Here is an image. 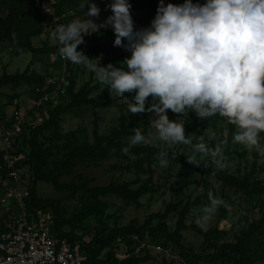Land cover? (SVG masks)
Instances as JSON below:
<instances>
[{
	"label": "trees",
	"instance_id": "16d2710c",
	"mask_svg": "<svg viewBox=\"0 0 264 264\" xmlns=\"http://www.w3.org/2000/svg\"><path fill=\"white\" fill-rule=\"evenodd\" d=\"M102 7V10L111 15V9L106 7L111 0H95ZM160 0H130L132 4L131 12L134 13L144 7H148L151 19L156 15ZM180 4L184 0H165ZM194 3H204L205 0H193ZM83 0H59L58 14H68L63 23L71 22L74 17L71 12L83 15L89 5H85V10L81 7ZM0 45L4 42H11L17 50V54L25 51L34 54H55L59 59V44H44L37 47L34 39L40 37L46 29V23L50 16L40 12L34 0H0ZM151 24L136 25L137 28L147 27ZM115 33L111 27L101 29L100 33H93L85 36V43L78 46V49L85 51L90 57L103 54V57L113 62L120 56L118 49L120 46L114 45ZM48 62L47 76L55 74L61 70L62 61L55 63ZM78 65L69 64V77L71 84L65 93H58L41 107L29 110V115L36 122V125L27 121L20 137H18L21 148L19 152L24 154L23 165H29L30 172V206L51 210L55 218V231L59 234L78 237L83 241V248L87 254L85 264H143L161 255L160 264H261L264 262V214L254 219L246 228L233 229L232 240H225L227 230L220 229L219 226L208 231H201L206 243L213 247L212 251L207 248L200 252L195 251L184 243V231L193 227L187 223L193 208L201 205L203 199L197 197L187 201L179 200L170 202L163 211L153 212L148 219L141 224L138 220H132L128 225H115L111 227L107 220V203L102 197L117 195L127 200L129 205L141 207V198L157 190L158 183L154 179L155 170L153 161L159 157V152L165 145L140 144L132 146L129 153L125 154L122 149L128 146L129 138L135 134L134 129L139 128L143 134L151 125L155 118L154 113L134 114L128 118L123 113L118 125L113 127L108 133H100L98 123L94 131V140L89 142L87 134L82 130L63 131V121L65 116L82 108L102 107L110 97L111 90L107 86L98 96H92L93 91L99 86H92L90 83L84 84L76 90ZM53 69V70H52ZM30 64L23 72L0 74V88L12 85L17 88L25 83L32 88L34 99L39 98L45 89L46 75L35 74ZM39 89V90H38ZM53 90V87L48 88ZM129 98L134 96V92L125 93ZM19 94L12 97L18 98ZM147 107V105H146ZM17 109H19L17 105ZM2 110V109H1ZM170 119L179 120L178 114L168 110ZM178 116V117H177ZM2 113L0 112V119ZM227 120L224 117L210 118L201 121L196 117L195 112H190V118L185 122L186 135L189 137L195 130L200 134L210 128L211 125ZM8 121L5 127L10 125ZM236 128L230 124V133ZM264 137V133H261ZM264 143V140L261 141ZM256 151L255 149H253ZM169 160L180 164V174L192 176L196 173L207 178H214L219 181L223 189L229 188L235 193H240L249 198L258 197L264 207V180L262 178H250L239 173H233L225 168H218L211 158L202 160L199 166L190 164L181 150L176 145L173 149H168ZM2 149L0 150V165L2 164ZM199 155V154H197ZM200 156V155H199ZM112 157H119L125 161V165H114L115 168H125L138 175L134 182H110L106 185L92 186L91 179L79 176V180L62 182L61 178L72 175L77 164L94 163L98 164ZM147 175L145 179H141ZM46 181L51 183L59 192L68 191L72 197L78 194L81 198V208L72 217L64 215L65 208L60 200L41 199L37 193V182ZM140 183L137 187L134 184ZM223 216L226 210L221 206ZM177 213V221L174 229L169 227L167 218L173 213ZM94 217L96 234L90 241H85L84 236L91 234V225L86 224V220ZM69 227V229H67ZM140 234L145 237L149 234L153 241L162 243L166 248L182 255L184 262L177 263L168 258L162 252L148 251L142 254H134V235ZM125 242L128 247L129 256L120 260L115 253L117 241Z\"/></svg>",
	"mask_w": 264,
	"mask_h": 264
},
{
	"label": "clouds",
	"instance_id": "9594fccd",
	"mask_svg": "<svg viewBox=\"0 0 264 264\" xmlns=\"http://www.w3.org/2000/svg\"><path fill=\"white\" fill-rule=\"evenodd\" d=\"M81 7L84 19L57 23L51 32L59 54L93 72L130 114L147 112L156 117L155 135L134 129L122 149L125 154L132 146L158 140L165 145L158 157L162 168L169 165L168 149L178 144L193 148V155L187 157L190 164L199 166V154L224 168L221 147L209 149L203 136L193 144L185 122L169 118L171 110L183 116L194 111L201 121L224 117L236 126L235 142L264 156V0H184L180 4L160 0L151 24L140 28L135 26L130 0H111L106 5L111 15L102 21L93 19L101 13L95 0H83ZM108 27L115 33L114 45L131 53L120 62L122 66L105 65L103 54L90 57L78 49L85 36ZM132 92L131 98L125 95ZM209 201L195 220L204 229L224 204L212 192Z\"/></svg>",
	"mask_w": 264,
	"mask_h": 264
},
{
	"label": "rangeland",
	"instance_id": "374dc122",
	"mask_svg": "<svg viewBox=\"0 0 264 264\" xmlns=\"http://www.w3.org/2000/svg\"><path fill=\"white\" fill-rule=\"evenodd\" d=\"M101 8V13L98 19L99 21L105 20L109 14L104 12ZM1 13V11H0ZM70 14V13H68ZM67 14V15H68ZM74 19H84L83 15H77L71 12ZM135 26L148 24L152 21L150 11L148 7H144L134 13H132ZM53 29L47 25L45 32L38 38L34 39V44L37 47H42L44 44H58L51 38V32ZM118 54L120 56L125 55L129 57L131 53L126 49L119 47ZM55 63H60V59L55 54H34L30 51L17 54V50L13 47L11 42H4L0 45V74L4 72L16 73L18 71L23 72L31 62L33 72L35 74H44L47 77L48 62L51 60ZM125 58H116L112 62L116 66H122L120 64ZM102 63L107 65L108 59L103 57ZM77 86L76 90H79L84 84L90 83L92 86H99L96 88L92 96H98L104 91L107 85L101 84L95 74L88 70L83 65H78L76 70ZM15 94H19V109L23 113H27L28 109L34 101V94L32 88L23 83L19 87L15 88L12 85H7L0 88V112L2 117L0 119V150L4 146L3 131L5 125L12 118L15 110L14 101L12 97ZM151 102V97L148 98ZM147 105V104H146ZM2 109V110H1ZM191 112V111H190ZM189 114H178L181 122H187L190 118ZM125 113L130 119L134 114H130L125 105L114 92L111 93L106 103L102 107L98 108H82L76 110L65 116L62 123L63 131L68 132L71 130H83L88 135L86 138L89 142L94 140V131L96 123H98L100 133H108L113 127L118 125L121 115ZM156 118V117H155ZM154 118V120H155ZM28 120L36 125V122L32 119L31 115L28 116ZM154 120L151 125L146 129V136H154L156 133L154 127ZM34 126V125H33ZM237 129L230 133V123L228 120L223 122L214 123L206 131L200 134L199 130H195L189 136L193 144L199 142V137H204V142L207 144L209 149H215L218 145L221 147L225 169L239 173L243 176H249L250 178H262L264 180V156L258 151L249 150L245 146L234 141V136ZM151 145H164L162 141L153 140ZM180 150L187 156L193 155V148L189 145L178 144ZM200 156L197 155V160L200 161ZM125 165V161L119 157H112L105 161H101L98 164L84 163L77 164L75 171L72 175H66L61 178L62 182H71L72 180H79V176L91 179L92 186H101L109 184L110 182H134L138 175L135 172L128 171L125 168H115L114 165ZM153 168L155 170L154 179L158 183L157 190L154 193H149L141 198V207L135 205H129L127 200L117 195H108L102 197L107 205V220L108 224L113 227L115 225H128L132 220H138L143 224L153 212L163 211L166 209L167 204L170 202H177L179 200L187 201L188 199H195L200 197L203 199V203L192 209L191 214L187 220L191 228L184 231L185 240L184 243L190 246L195 251L200 252L205 248L208 251H212L214 248L209 246L204 240V236L201 231H208L215 226H219L220 229L227 230L228 233L225 236V240H232L234 237L233 229L246 228L251 221L260 218L264 214V207L261 206L263 203L257 196L249 198L240 193H235L229 188L223 189L222 184L214 178H207L199 173L192 176H185L180 174V164H176L169 160L167 168H162L159 164V159L155 158L153 161ZM24 177L28 180L30 178L29 165L23 166ZM147 175H143L141 179H145ZM140 183L134 184L133 187H137ZM30 186V182H28ZM209 192H212L214 196L222 198L224 204L221 205L226 210V215L223 216L221 210H217L214 218L210 221L206 229L199 227L195 220L201 214L202 209L210 203ZM37 193L41 199H53L60 200L62 202L64 215L72 217L74 214L79 212L81 208V198L79 194L76 197H72L70 192L64 191L59 192L55 187L46 181L37 182ZM264 205V204H263ZM6 205L2 203V194L0 193V222L5 218ZM177 213L173 212L168 218L167 222L171 229L175 228L177 221ZM87 225H91V234L85 235L86 241H90L96 234L95 225L96 220L94 217H90L86 220ZM69 229V227H67ZM115 247V253L119 256H129L128 247L125 242L120 240L117 241ZM155 259L143 264H160L162 259L161 255H157ZM176 264V263H175ZM204 264V263H203ZM261 264H264L261 263Z\"/></svg>",
	"mask_w": 264,
	"mask_h": 264
},
{
	"label": "built area",
	"instance_id": "2783aa9c",
	"mask_svg": "<svg viewBox=\"0 0 264 264\" xmlns=\"http://www.w3.org/2000/svg\"><path fill=\"white\" fill-rule=\"evenodd\" d=\"M34 1L40 12L50 16L46 26L49 25L54 30L57 23L64 24L63 20L67 14H58L59 0ZM59 57L62 61L61 70L46 77V90L39 98L34 99L27 113L17 109L19 100L15 99L16 107L9 120L11 124L3 131L0 193L2 203L7 207H4L5 218L0 222V264H85L87 259L81 239L55 231V218L51 210L30 206V179L24 177V154L19 152L21 144L18 137L22 134L25 123L29 121V110L41 107L58 93H65L71 84L69 64H75L60 54ZM49 86L53 87V90H48ZM133 237L136 242L134 254L156 251L164 253L177 263L184 262L181 254L173 252L158 241H153L149 234L145 237L135 234ZM127 257L117 254L120 260Z\"/></svg>",
	"mask_w": 264,
	"mask_h": 264
}]
</instances>
